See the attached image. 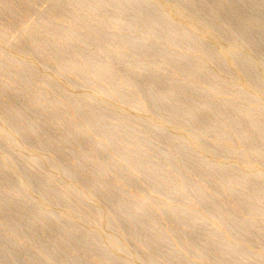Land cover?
I'll return each instance as SVG.
<instances>
[{
  "label": "rangeland",
  "instance_id": "rangeland-1",
  "mask_svg": "<svg viewBox=\"0 0 264 264\" xmlns=\"http://www.w3.org/2000/svg\"><path fill=\"white\" fill-rule=\"evenodd\" d=\"M0 264H264V0H0Z\"/></svg>",
  "mask_w": 264,
  "mask_h": 264
}]
</instances>
